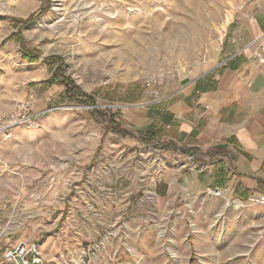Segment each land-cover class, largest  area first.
Segmentation results:
<instances>
[{
  "label": "rangeland",
  "instance_id": "1",
  "mask_svg": "<svg viewBox=\"0 0 264 264\" xmlns=\"http://www.w3.org/2000/svg\"><path fill=\"white\" fill-rule=\"evenodd\" d=\"M254 12L264 16V0H0V114L28 91L35 112L52 110L3 150L15 186L0 253L34 242L44 264H264V204L199 190L196 164L152 141V118L138 120L210 71ZM40 67L49 77L32 81Z\"/></svg>",
  "mask_w": 264,
  "mask_h": 264
},
{
  "label": "crops",
  "instance_id": "2",
  "mask_svg": "<svg viewBox=\"0 0 264 264\" xmlns=\"http://www.w3.org/2000/svg\"><path fill=\"white\" fill-rule=\"evenodd\" d=\"M263 35L260 13L239 19L210 71L138 113L141 127L152 118V141L196 164L189 174L201 191L226 190L239 200L264 197V63L255 58L252 45ZM48 77V68L30 72L32 81ZM64 89L55 86L48 94L55 97ZM30 93L35 95V107L34 91L25 98ZM18 134L19 128L10 140L0 143V215L5 197L15 186L6 173L10 168L3 150L16 143Z\"/></svg>",
  "mask_w": 264,
  "mask_h": 264
},
{
  "label": "built area",
  "instance_id": "3",
  "mask_svg": "<svg viewBox=\"0 0 264 264\" xmlns=\"http://www.w3.org/2000/svg\"><path fill=\"white\" fill-rule=\"evenodd\" d=\"M256 46L255 58L264 63V35L255 40L252 44ZM35 95L30 93L26 98L18 102L14 110L8 114L0 115V143L9 140L13 136V131L17 128H33L38 124L39 119L50 113L47 108L40 112H35ZM217 195H221L220 190H216ZM253 202L264 204V197L251 198ZM0 264H44L40 247L34 242H19L8 248L0 256Z\"/></svg>",
  "mask_w": 264,
  "mask_h": 264
},
{
  "label": "trees",
  "instance_id": "4",
  "mask_svg": "<svg viewBox=\"0 0 264 264\" xmlns=\"http://www.w3.org/2000/svg\"><path fill=\"white\" fill-rule=\"evenodd\" d=\"M32 20H33V18H31V19H29V20H26L25 23L28 24V23H30ZM15 41H16L17 43L20 44V48H21V50L25 53L26 56H28V57H32V55L34 54V52H33L32 50H30V49L26 46L25 41L23 40L22 37H20V36L18 35V38L15 39ZM53 61H54V60L51 59V58H46V59H45V62H46V63H51V62H53ZM54 76H55V75H54ZM56 76H57V75H56ZM56 76H55V77H56ZM61 79H62L63 83L66 84V85L69 87V90H68L69 92H72V93H77V92H79V93L82 94V96H85V97L87 98V100H89L88 96H87L86 94H84V93L79 89V87L76 86V85L74 84V82H73L72 80L67 79V78H65V77H61ZM90 103L92 104V102H90ZM96 113H97V116L101 119V121H102L103 123H104V122H105V123L107 122L109 125H112V126H113V129H112V130H113V132H114L115 134H118V135H121V136H127V135H130L129 132L120 129L119 126L114 122V119H113V118H108L105 114H100L99 112H96ZM151 137L154 138V137H155V134H154V133H151Z\"/></svg>",
  "mask_w": 264,
  "mask_h": 264
},
{
  "label": "bare ground",
  "instance_id": "5",
  "mask_svg": "<svg viewBox=\"0 0 264 264\" xmlns=\"http://www.w3.org/2000/svg\"><path fill=\"white\" fill-rule=\"evenodd\" d=\"M133 52V51H132ZM144 54V53H143ZM146 55V54H145ZM132 56H134V58H140V54H138V53H135V52H133L132 53ZM142 58V57H141ZM141 61V60H140ZM234 203H236V204H239V202L238 201H235ZM241 204V203H240Z\"/></svg>",
  "mask_w": 264,
  "mask_h": 264
}]
</instances>
